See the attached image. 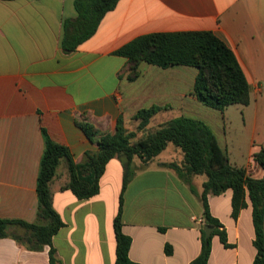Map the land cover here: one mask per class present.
Masks as SVG:
<instances>
[{"label":"crops","instance_id":"1","mask_svg":"<svg viewBox=\"0 0 264 264\" xmlns=\"http://www.w3.org/2000/svg\"><path fill=\"white\" fill-rule=\"evenodd\" d=\"M75 17L73 0H0L3 219H36L42 129L53 142L66 147L78 164L86 151L97 149L95 140L76 124L83 118L100 132L113 133L119 117L127 131H135L129 123L137 126L133 115L151 106L160 110L149 123L155 118L163 123L177 117L207 121V116H214L192 94L195 68L194 72L179 65L163 69L143 62L139 76L127 79V59L114 52L140 35L215 34L233 51L243 70L250 88V102L244 107L253 105L258 117L264 98V0H118L95 33L75 51L65 53L60 46L62 23ZM213 133L231 165L244 168L252 178L263 177L264 170L252 154L264 147V132H246L241 137ZM181 160L180 150L172 144L147 164L133 159L136 171L123 193L121 213L122 232L131 238L128 255L133 262L188 264L200 252L199 230L204 225L200 201L175 170L159 165L180 164ZM122 175L121 162L110 159L99 179L98 193L79 200L63 189L69 177L65 161H60L49 188L52 206L64 223L52 239L61 264H114L113 219ZM204 180L203 175L191 177L199 194ZM231 196L230 189L208 195L210 213L223 225L232 245L224 247L213 235L208 264L253 263L251 204L247 199V206L234 220ZM166 244L172 248L170 255L164 252ZM48 249L28 250L10 237L1 238L0 264H49Z\"/></svg>","mask_w":264,"mask_h":264},{"label":"trees","instance_id":"2","mask_svg":"<svg viewBox=\"0 0 264 264\" xmlns=\"http://www.w3.org/2000/svg\"><path fill=\"white\" fill-rule=\"evenodd\" d=\"M9 1V0H2ZM118 0H73L76 17L64 19L60 46L63 52L70 53L90 38L108 11ZM127 59L129 81L139 76L140 63L168 68L187 66L197 70L192 94L203 106L223 111L229 105L246 106L250 102V88L233 51L210 31L154 32L140 35L114 52ZM160 110L157 106L139 109L133 119L138 121L135 131H127L121 117L117 119L113 133H102L86 119L76 122L90 140H95L97 149L86 151L81 163H74L68 149L53 142L42 129L44 142L39 163L36 184L37 212L34 222L9 220L0 217V239L10 237L28 250L38 251L48 246L49 264H61L56 255L52 239L64 226L63 221L52 206L49 184L57 166L64 160L68 172V182L63 189L79 200L95 196L99 191V179L105 165L117 158L122 165V188L119 206L113 219L115 238L114 264H138L130 260L128 252L131 238L122 232L123 193L132 180L136 168L133 159L138 158L147 164L159 155L168 144L178 148L182 154L180 164L160 163L162 167L175 170L192 194L198 197L202 207V223L212 226L211 234L206 237L200 227V252L188 264H208L211 253V238L219 237L224 247L227 242L223 225L211 215L208 195H220L227 189L232 191L231 217L236 220L240 211L251 204L255 257L252 264H264V175L252 178L242 167L230 164L227 156L219 147L212 129L203 121L188 117H177L165 121L153 131H147L150 118ZM141 132L137 139L136 133ZM252 159L264 170V147L253 152ZM203 175L202 191L199 194L191 185V177ZM20 227L22 235L11 231ZM166 255L172 253L169 244L164 246Z\"/></svg>","mask_w":264,"mask_h":264},{"label":"rangeland","instance_id":"3","mask_svg":"<svg viewBox=\"0 0 264 264\" xmlns=\"http://www.w3.org/2000/svg\"><path fill=\"white\" fill-rule=\"evenodd\" d=\"M191 72H194L195 69L190 67ZM192 80V78H191ZM260 110L258 112L257 119L254 115V107L250 105L245 109L241 105H229L223 109V111L211 109L203 106V110H209L206 112H212L214 116H207V121L202 120L207 125H209L214 132H228L229 136H244L246 132H264V98L260 101ZM162 121H159L158 118L153 119L147 126V131H153L157 128L158 124ZM133 129L136 130V127L133 125L132 121L129 122ZM223 124V127L222 125ZM141 132H137L140 134ZM142 135V134H141ZM140 135V136H141ZM135 139H137L135 137ZM11 231L22 235L23 230L20 227H13Z\"/></svg>","mask_w":264,"mask_h":264},{"label":"water","instance_id":"4","mask_svg":"<svg viewBox=\"0 0 264 264\" xmlns=\"http://www.w3.org/2000/svg\"><path fill=\"white\" fill-rule=\"evenodd\" d=\"M203 230H204L205 236L208 237L211 234L213 228L210 225H203Z\"/></svg>","mask_w":264,"mask_h":264}]
</instances>
